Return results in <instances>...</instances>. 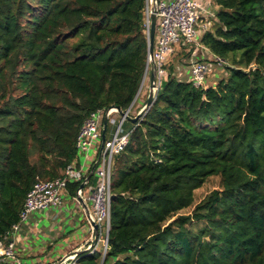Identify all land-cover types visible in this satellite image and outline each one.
<instances>
[{
  "label": "trees",
  "instance_id": "1",
  "mask_svg": "<svg viewBox=\"0 0 264 264\" xmlns=\"http://www.w3.org/2000/svg\"><path fill=\"white\" fill-rule=\"evenodd\" d=\"M214 1L201 42L228 78L196 88L169 70L115 160L104 264H264V0ZM146 4L0 0V238L34 184L77 160L91 113L134 102L149 56ZM215 177L219 187L197 200Z\"/></svg>",
  "mask_w": 264,
  "mask_h": 264
},
{
  "label": "built area",
  "instance_id": "2",
  "mask_svg": "<svg viewBox=\"0 0 264 264\" xmlns=\"http://www.w3.org/2000/svg\"><path fill=\"white\" fill-rule=\"evenodd\" d=\"M153 5L154 0H147L145 26L149 35ZM157 9L158 23L154 60L150 55L148 56L146 78L151 66L155 64L159 90L168 74L166 67L170 59L177 53V48L187 46L191 55L189 65H185L184 60L179 62L177 79L192 83L196 88L212 87L208 85L207 80L219 70L226 68L227 63L213 55L201 42L204 33L210 31L209 18L215 20L217 17V14L209 9V2L207 0H159ZM198 47L203 49L202 55H199ZM141 90L132 105L123 110V115L117 108L110 107L91 113L86 119L76 140L77 160L68 165L60 177L50 181L38 180L34 184L27 194L19 221L0 238V264H24L19 257L18 246L21 242V234L25 230L31 232L29 222L33 216L36 213L59 214L62 210H66L65 204L69 199L76 202L86 212L84 222H87L89 228L84 233V240L69 255L49 262L39 261L32 264H79L83 256L97 254L100 255L99 263L104 264L110 243L114 163L117 156L122 154L129 144L131 132L125 131L124 127L128 118L132 117L134 104ZM106 117L109 118V123L116 126L114 135L108 140L103 139ZM94 167L97 183L91 193L86 195L84 189L79 188L75 195H71L70 184L85 182V178ZM79 198L83 199L86 206L80 202ZM86 207L89 209L88 214ZM73 224L76 226V223ZM55 225L57 227L58 223ZM94 225L98 226L97 230ZM74 229L78 230L77 227ZM58 232L59 229L54 228L46 242L50 243L59 235H63ZM33 237L36 236H32V241Z\"/></svg>",
  "mask_w": 264,
  "mask_h": 264
},
{
  "label": "crops",
  "instance_id": "3",
  "mask_svg": "<svg viewBox=\"0 0 264 264\" xmlns=\"http://www.w3.org/2000/svg\"><path fill=\"white\" fill-rule=\"evenodd\" d=\"M203 1V0H201ZM209 2V9L210 10H214L215 13L217 14L219 11V7L217 6V4L215 3L214 0H207ZM207 6V5H206ZM207 16V14L205 15V17ZM210 25H209V29L214 28V20H210ZM205 22V20H204ZM187 50V46H180L179 48H177V53L174 55V59L172 60L171 63H175L179 60V58H182L184 56L187 55L186 53ZM203 52V51H202ZM203 54V53H202ZM174 70L177 71L176 69V63H175V67ZM175 76L177 75L176 73H173ZM177 77V76H176ZM187 78H185L186 80ZM149 96V89L147 91L142 90L141 94L139 95V97L137 98V100L135 101L134 104V109H133V114L132 117H136L140 111L143 109V107L145 106V103L148 99ZM118 118V117H117ZM127 125L126 131L127 132H132V130L135 129V127L138 125L132 123L131 121H127L125 126ZM115 128L116 126L112 123H109L105 132V140L107 139H111L112 136L114 135L115 132ZM89 179L87 181V184L84 187V191L86 195H89L91 193V191L94 189V187L96 186L97 183V178L95 176V174L89 173L88 174ZM72 202L73 200L69 199L66 204H65V208L66 210H62L59 214H54V213H47L45 214L47 218H49L52 221V227L50 229H45V228H40L39 226V219H36L35 216H33L32 220L29 222V227L32 229L31 232H29L28 230H25L22 234H21V242L19 243L18 246V252H19V257L21 258V260L24 262V264H32L35 262H39V261H53L56 260L58 258H62V256L65 255H69L72 253L73 249L80 244L82 240H79V238H72L73 240L71 241L70 238L65 237V235H59L55 240H53L52 242L48 243L46 242V240H42L41 242V246H37L36 245V241L40 238V236L46 238L47 240L50 238L54 228H55V223H58V228H59V232L58 234H61L62 228H63V223L66 220V211L68 210V208L72 207ZM77 212L79 214L82 215V217H85L86 212L84 211V209L81 206H76ZM75 232V231H73ZM72 232V233H73ZM32 236H36L35 240L32 241ZM62 239V241L65 242V244H59L60 245V249L58 251V255H55L54 258H52V256L55 253V251H53L52 249L55 248V246L58 245L57 240ZM61 241V243H62ZM49 257V259H48Z\"/></svg>",
  "mask_w": 264,
  "mask_h": 264
},
{
  "label": "rangeland",
  "instance_id": "4",
  "mask_svg": "<svg viewBox=\"0 0 264 264\" xmlns=\"http://www.w3.org/2000/svg\"><path fill=\"white\" fill-rule=\"evenodd\" d=\"M211 11L213 13H215L214 10H211ZM189 51L190 50H186L187 55L182 57V58H179V60L177 62H175L176 63V69H177L179 62L183 61V60H184L183 63L185 65H189V59L191 58ZM197 51H198L199 55H202L203 49L201 47H198ZM173 59L174 58L170 59L169 64L166 67L168 72H169V70L174 69V67H175V63H171ZM174 73L177 74V71L174 70ZM228 74H229V72H228L227 68L224 67V69L219 70L217 73H215L211 77H209V79L207 80V83H208V85L215 87L218 85V83L221 80H223L226 77L228 78ZM149 79H150V70L148 71L147 80H146V82H144V86H143V90H145V91H147L149 89ZM149 93H150V90H149ZM126 128H127V125L124 127L125 131H126ZM91 154L93 156L92 152H91ZM219 181H220V179L218 177L209 179V181L204 186V188L201 189L197 193V200H201V199L205 198L210 192H212L213 190L218 188L219 187ZM76 206H77L76 202H72V207L68 208L67 213H66V220L63 223V228L61 231V233L63 235H65V237L70 238L71 241L73 240L72 238H79V240H82V239L84 240V238H83L84 233L89 228L87 222H84V218L82 217V215L77 212ZM185 213H187V211ZM35 217H36V219H39V226H40L39 229H41V228L50 229L52 227V225H53L52 221L49 218H47L44 213H36ZM73 223H76V226H74ZM74 227H77L78 230L75 231ZM55 229L58 230L59 229L58 226L55 227ZM73 231H75V232H73ZM34 240H35V237H33V241ZM42 240H47V239L40 236V238L36 241V245L41 246ZM61 241H62V239H60L58 242V245L55 246L54 249H52L53 251L56 250L55 251L56 254H54L53 256L58 255V251L61 250L59 244H63V243L65 244L64 241H62V243H61Z\"/></svg>",
  "mask_w": 264,
  "mask_h": 264
},
{
  "label": "water",
  "instance_id": "5",
  "mask_svg": "<svg viewBox=\"0 0 264 264\" xmlns=\"http://www.w3.org/2000/svg\"><path fill=\"white\" fill-rule=\"evenodd\" d=\"M159 0H154V5L152 8V12H151V27H150V36H149V55L150 57L153 59L154 56V49H155V42H156V34H157V23H158V9H157V4H158ZM147 74V72H146ZM146 78V75L144 76V80ZM144 80L143 83L141 85V87L144 84ZM149 96L148 99L145 103V106L143 107L142 111L136 116V117H129L128 120L131 121L134 124L139 123V121L145 116V114L147 113V111L151 108V106L153 105L156 97H157V93H158V77H157V68L156 65L153 64L151 66L150 69V79H149ZM117 108L119 110V112L123 115L124 112L122 109H120L119 107H114ZM108 122H109V118L106 117L104 120V129H103V135L105 137V132L108 126ZM95 170V167L93 168V171ZM93 174V172H91V175ZM89 176L87 177L86 181L83 182V184L81 185V188H84L86 182L88 181ZM80 202L84 204V201L82 198H79ZM85 205V204H84ZM86 206V205H85ZM87 210V214L89 213V209L86 207ZM95 229H98L97 225H94ZM11 240V239H10Z\"/></svg>",
  "mask_w": 264,
  "mask_h": 264
},
{
  "label": "clouds",
  "instance_id": "6",
  "mask_svg": "<svg viewBox=\"0 0 264 264\" xmlns=\"http://www.w3.org/2000/svg\"><path fill=\"white\" fill-rule=\"evenodd\" d=\"M143 80H144V79H143ZM146 80H147V78H145L144 82H146ZM142 83H143V82H142ZM143 86H144V84H143ZM143 86L141 87L142 90H143ZM141 88H140V90H141ZM140 90H139V91H140ZM142 90H141V92H142ZM158 91H159V90H158ZM138 93H139V92H138ZM140 94H141V93H140ZM140 94H139V95H140ZM136 97H137V96H136ZM138 97H139V96H138ZM141 111H142V110H141ZM141 111H140V112H141ZM108 124H109V122H108ZM103 139L105 140L104 135H103ZM106 140H107V139H106ZM91 172H93V174H94L93 169H92ZM91 172H90V173H91ZM87 177H88V176H87ZM87 177L85 178V181H86ZM82 184H83V182H82ZM84 187H85V186H84ZM80 188H81V187H80ZM83 189H84V188H83Z\"/></svg>",
  "mask_w": 264,
  "mask_h": 264
}]
</instances>
